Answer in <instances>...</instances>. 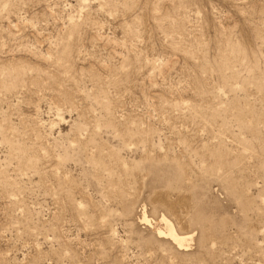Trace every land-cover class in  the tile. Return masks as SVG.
<instances>
[{
  "label": "rangeland",
  "instance_id": "obj_1",
  "mask_svg": "<svg viewBox=\"0 0 264 264\" xmlns=\"http://www.w3.org/2000/svg\"><path fill=\"white\" fill-rule=\"evenodd\" d=\"M0 264H264V0H0Z\"/></svg>",
  "mask_w": 264,
  "mask_h": 264
},
{
  "label": "bare ground",
  "instance_id": "obj_2",
  "mask_svg": "<svg viewBox=\"0 0 264 264\" xmlns=\"http://www.w3.org/2000/svg\"><path fill=\"white\" fill-rule=\"evenodd\" d=\"M140 220L142 223H150V219L147 216L146 210L144 207L142 208ZM160 220L164 223V228L156 227L158 236L169 238L173 242L172 244H175L179 250L185 249V247H189L191 245L193 236L195 234L194 232L186 233V234L179 233L175 229L172 222L168 220V218H165V216H162Z\"/></svg>",
  "mask_w": 264,
  "mask_h": 264
}]
</instances>
